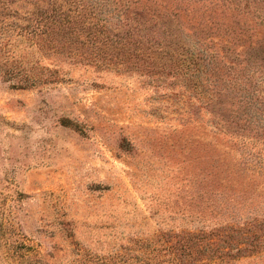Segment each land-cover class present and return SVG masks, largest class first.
Wrapping results in <instances>:
<instances>
[{
    "label": "rangeland",
    "instance_id": "1",
    "mask_svg": "<svg viewBox=\"0 0 264 264\" xmlns=\"http://www.w3.org/2000/svg\"><path fill=\"white\" fill-rule=\"evenodd\" d=\"M253 1L210 12L236 23L242 41L258 34L238 62L245 89L220 87L219 108L168 58L115 71L25 36L0 39V264H264V243L238 250L195 236L243 225L252 239L251 220L264 219V0ZM205 5L184 2L173 18L200 33ZM210 47L223 76L231 63L215 39ZM214 107L247 121L243 138ZM218 165L224 191L213 194Z\"/></svg>",
    "mask_w": 264,
    "mask_h": 264
},
{
    "label": "trees",
    "instance_id": "2",
    "mask_svg": "<svg viewBox=\"0 0 264 264\" xmlns=\"http://www.w3.org/2000/svg\"><path fill=\"white\" fill-rule=\"evenodd\" d=\"M197 1L206 4L209 16L201 17L200 22L193 25L201 29L200 33H185L183 27L186 25H180L179 21L177 23L173 15H180L175 11L184 2ZM244 1L243 5L242 0H0V39L25 36L39 51L73 55L115 71L122 70L124 66L134 67L131 63L140 59L168 58L176 64L177 74L183 78L182 83L187 88L198 91L219 108L225 104L220 87H226L231 80L241 87L240 90L245 89L241 86L243 79L240 77L242 70L239 63H243L241 52L247 44L251 47L257 43L254 38L258 34L252 32L242 41L244 38L240 36V28H237L236 23L228 26L226 21L212 19L210 12L223 11L225 15L228 11L241 12L243 8L250 10L256 4L253 0ZM175 2L177 5L174 7ZM26 5L30 7L26 8ZM189 10L194 9L184 8V12H188L185 16L190 15ZM192 38L199 39L194 41ZM214 39L228 60L227 66L228 62L231 63L223 76H220L219 68L216 69L214 65L216 55L208 53ZM260 64L264 66V57L260 59ZM233 72H237L236 75ZM253 94L256 91L247 93L248 97ZM215 107L212 109L215 116H220L224 123L231 120L239 128L231 136L237 141L243 138L244 135L238 132L243 130L240 124L247 121L241 115L235 117L236 114H233L229 118L223 113L219 115ZM221 171L222 167L218 165L211 173L212 182L208 191L213 194H222L224 191L223 183L219 181L223 176ZM259 174L257 172V176ZM259 177L264 179L262 174ZM198 212L201 216L206 214L202 210ZM250 224L253 228H249L247 233L253 234L252 239L245 238L246 229L241 228L243 225H223L195 236L217 235L215 239H224L229 248L236 244L238 250L263 244L264 241H261V236L255 230L264 231V219L257 222L254 218ZM224 230H231L232 233H222ZM240 235L239 241L234 243L235 237ZM240 240L242 243H239Z\"/></svg>",
    "mask_w": 264,
    "mask_h": 264
}]
</instances>
